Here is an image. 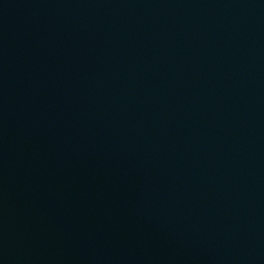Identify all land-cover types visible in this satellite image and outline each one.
<instances>
[{
    "label": "water",
    "instance_id": "obj_1",
    "mask_svg": "<svg viewBox=\"0 0 264 264\" xmlns=\"http://www.w3.org/2000/svg\"><path fill=\"white\" fill-rule=\"evenodd\" d=\"M0 264H264V0H0Z\"/></svg>",
    "mask_w": 264,
    "mask_h": 264
}]
</instances>
